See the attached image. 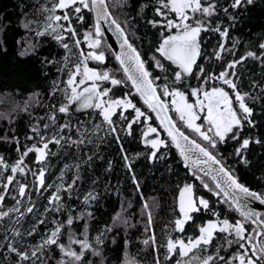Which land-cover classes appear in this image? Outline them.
<instances>
[{"label": "trees", "instance_id": "1", "mask_svg": "<svg viewBox=\"0 0 264 264\" xmlns=\"http://www.w3.org/2000/svg\"><path fill=\"white\" fill-rule=\"evenodd\" d=\"M54 2L55 0H0V137L8 138L0 140V156H3L9 165H14L26 147L33 144L40 146L38 138L27 139L33 135L30 129L37 121L41 126L42 134L46 136L57 135L61 125L70 123L72 128L65 130L66 139L68 137L71 140L83 139L85 142L81 145H66L64 141H61L60 145L50 144L49 155L42 164L36 163L34 153L24 157L27 174H15L16 180L8 187L9 195L5 197L4 207L0 208V211L19 208V212H12L10 218L6 217L0 221V264H12L15 260L14 255L6 249L9 241L21 248L36 245L43 236L54 229V220L63 223L69 216L73 218V224L64 227L61 242L68 245L69 235L81 240L86 238L92 243L93 248L100 252L99 256H95L91 251H86L84 260L79 264H127L130 260H134L136 264H156L157 256H159V264H176V261L181 259L180 256L166 259L167 250L164 245L169 237L187 239L195 236L196 226L209 219H215L212 215L213 211L220 213L221 218L230 221L240 217L234 211H226L227 205L221 202L223 196L216 197L205 189L193 172L201 176L210 187L215 188L211 177L205 176L197 169L184 167L178 150L170 144L167 133L160 126L154 113L147 110L142 98L131 87V82L115 87L108 82H101L102 88H112L109 93L111 98H124L130 94L132 102L152 116L150 121H145L142 117L139 123L133 124L131 134L126 128L128 121L135 117L131 109L123 112L128 120L119 119L120 112L113 116L116 133L109 131L108 125L98 111L91 109L83 112L75 111L77 106L72 105L68 115L56 112L53 105L59 107L66 103V100L62 91L51 94L56 87L53 82H58L61 89L65 87L67 69L63 71L59 69H63L66 55L70 56L68 62L70 69L72 64L78 62L79 53L71 39L67 42L75 55L68 53L51 36L36 34L38 31H44L48 25V15H63V11L59 10L55 13L41 11L44 6L51 8ZM215 3L217 15L212 17L213 26L219 25L221 30L227 28L228 38L225 40L214 31L201 33V56L197 65L204 68L205 75L197 79L194 71L193 77L187 78L186 84L200 87L206 75L218 76L221 71H229L230 77L237 83L241 92H251L257 97L255 100L246 101L254 110L251 119L255 127H249L245 122L243 131L240 132L241 139L255 137L264 140V91L254 87V83L264 85V50L259 48V44L264 43V0H254L253 4L237 9L231 7L232 0H215ZM107 4L112 18L124 28L129 42L140 52L153 77H161L156 83L160 85L169 83L172 80V73L177 69L171 62L162 61L163 57H158L156 48L163 37L171 33L162 25L153 27L148 22L163 19L155 13V7L158 6L156 0H127L126 3L124 0H107ZM144 5L147 7H143ZM224 8H228L227 13L223 11ZM68 11L69 15H72L71 11ZM82 15L83 23H78L76 17H72V26L77 29V38L81 40L80 48L85 53L102 51L106 58L103 63L89 60L88 66L100 71H111L117 78L126 80L104 35L99 37L102 41L99 49L88 48L84 33L94 34V13L84 10ZM230 16L235 19H229ZM169 17L176 18L171 13ZM29 21L32 22L30 27L25 28L24 24ZM61 23L67 25L66 21ZM173 32L175 29L172 30ZM221 43L226 50L217 60L215 53ZM153 46L155 49H152ZM248 51L257 53L261 59L243 60L236 65L235 76H231L233 70L228 69L227 64L240 60ZM153 56L163 63L166 72L155 67ZM45 57L55 63L44 62ZM165 76L167 80H164ZM203 87L205 90H210L211 87H224L230 95L232 94L231 89L219 80L209 81ZM182 90L187 91V87H182ZM37 93L38 97L34 96ZM162 99L171 98L162 97ZM189 100L193 101V97H189ZM26 103L29 105L27 113L21 111ZM54 112L55 124H50L49 128L44 130L43 124L49 122L47 117ZM170 114L186 135L207 146V142L183 127L182 122L171 111V107ZM202 120L203 118L197 123H201ZM149 124L157 128L160 139L169 141V147L160 148L155 160L150 155L154 149L146 143L143 136ZM13 137L18 138L19 145L12 141ZM155 138L157 133H152L147 140ZM238 146L239 141L229 139L224 144H218L214 154H217V158L221 159L242 183L251 190L264 193V143L251 144L245 151L247 165L241 163L240 157L235 155ZM161 154L164 156L163 159L159 158ZM125 155L128 157L127 161L124 159ZM128 165L131 167L129 168ZM40 169H44L45 172V185L42 188L39 187L38 175H34V173L38 174ZM10 174V171L0 173V185L4 183V177ZM77 176L79 179L68 192L60 187L61 185L66 187ZM21 183L28 185L24 197L18 195V187ZM186 183L194 185V193L197 197L209 201L210 210L193 214L194 223L190 222L186 225L185 233H178L173 231L171 221L179 215L177 207L179 188ZM0 191L4 189L0 187ZM90 192L96 198L86 202L84 198ZM55 195L61 196V201L50 203L51 197ZM145 202L149 205L148 209L144 208ZM33 205V211L28 213L27 208ZM58 206L61 207L59 212L46 211ZM147 211L152 212L153 220L150 227L156 234L155 250L153 246L143 244V240L151 234L145 231L149 227ZM21 213L23 216L20 215ZM81 213H84L83 218L76 219ZM117 216L121 219L117 220ZM17 218H19L18 222ZM125 219L128 221L127 225L123 223ZM40 220L44 223L40 224ZM33 228H35L34 235L25 234ZM14 230H19L22 235L15 237ZM97 236L100 237V244L95 243ZM71 247L77 252L81 251L79 244H71ZM236 250L234 245L227 251L221 249L220 254L227 256ZM211 251L212 249L208 252L201 251L197 255L203 257ZM48 256H51V259H47L46 264H57L62 258V254L55 246L44 253L45 258ZM63 259L68 258L63 257ZM193 264L197 262L193 261Z\"/></svg>", "mask_w": 264, "mask_h": 264}, {"label": "snow or ice", "instance_id": "2", "mask_svg": "<svg viewBox=\"0 0 264 264\" xmlns=\"http://www.w3.org/2000/svg\"><path fill=\"white\" fill-rule=\"evenodd\" d=\"M126 3L127 0H124ZM158 6L155 7V13L157 16L162 17V20H149L153 27L162 25L166 30L171 33L164 36L162 42L156 48V51L165 60L175 65L176 71L172 73V80L169 83L162 85L157 84L156 81L161 77H153L152 72L146 67V61L141 57L140 52L129 42L124 28L111 17V13L108 10L107 0H55L51 8L46 6L41 8V11L55 13L56 11H63V15H48V25L44 31H38V36L49 35L54 39L68 53H72V48L67 42L73 41L74 47L77 49L78 62L72 64V67L68 68V62L70 56L64 57V67L59 69L63 71L67 69V79L65 81V87L59 88V83L54 81L56 85L55 89L51 93L55 94L56 91H62L66 103L61 104L59 107L53 105L56 112L68 115L72 105L77 107L75 111L94 110L98 111L103 121L108 125L111 133H116L117 129L114 125L113 116L120 112L119 119L128 120L127 116L123 115V112L131 109L135 113V117L128 121L126 128L131 134L133 124L139 123L143 117L145 121H150L152 116L148 114V111H142L132 102L130 94L124 98L113 99L109 96L112 88H102L101 82H108L111 86L125 85L126 82H131V87L135 89V93L142 99L143 103L147 106V110L155 114V118L159 121L160 126L167 133L170 138V144L178 150L179 156L184 162L185 168L197 169L205 176H210L214 182L215 188L205 183L201 176H196V179L201 181V184L209 192H212L216 197L223 196L221 202L227 205L226 211H234L238 213L240 219L230 221L227 218H221L220 213L213 211L212 215L215 219H209L205 223L200 224L197 227V234L185 238H171L169 237L164 247L167 250L166 259H172L173 256H180L181 259L176 261V264H193L196 261L197 264H264V212L256 211L252 207H249L248 199L258 201L260 205H264V193L251 190L248 186L242 183L237 175L232 170L222 163L221 159L217 158V154H214V150H217L218 144H224L229 139L239 141V146L235 150V155L240 157V162L247 165L248 160L244 155L245 151L251 144H262L264 140L255 137H247L241 139L240 132L243 131L245 122L249 127H255L251 117L253 115V108L246 102L247 100H255L257 97L253 96L251 92H241L237 83L230 77L229 71H221L218 76L206 75L205 79L201 82L200 87H193L186 84L187 78L193 77L194 71H196V78L199 79L201 75H205L204 68L197 65V61L201 56V33L214 31L227 40L228 29L221 30L219 25L213 26L212 17L217 15V5L215 0H156ZM254 0H232L231 7L233 9L242 8L245 5H251ZM123 6V5H121ZM143 7H147L144 5ZM72 15H69V11ZM95 13L94 34L93 32H85L84 40L87 41L89 49H99L101 46V37L103 32L101 30V22H107L115 25L118 34L122 37L120 48L121 51L115 55V59L120 65V70L126 77V80L117 78L111 71H100L88 66L89 60H94L103 63L105 61L104 52L89 51L84 52L80 48L81 40L77 38V29L72 26V17L75 16L78 23H83L84 16L83 11ZM225 13L228 12V8H224ZM169 13L174 14L175 19L169 17ZM229 19H235V17H229ZM66 21L67 25L61 23ZM32 22L29 21L24 24L25 28L30 27ZM176 31L172 33V30ZM67 33V35H65ZM163 36V33H161ZM95 36V38H94ZM259 48L264 50V43L259 44ZM33 51L35 48L33 47ZM224 44L219 45L218 51L215 53V58L219 60L220 54L224 52ZM23 55V53H21ZM253 58L261 59L257 53L248 51L244 57L240 60L232 61L227 64L228 69H232L231 76H235L234 69L237 64L243 62V60ZM155 62V67L162 72H166L160 60H157L155 56L152 57ZM44 62L49 64L55 63V61L44 58ZM167 76L164 80H167ZM219 80L223 85H226L231 89L232 94L226 91L224 87H211L210 90H205L203 85L208 84L209 81ZM182 87H187V91L182 90ZM254 87H258L261 91H264V85L254 83ZM159 89V91L157 90ZM38 93L34 96L38 97ZM162 97H170V100L162 99ZM189 97L195 98L190 102ZM235 100V106H234ZM29 105L26 103L21 111L28 112ZM173 111L178 120L182 122L183 127L189 129L195 133L202 141L207 142V146L198 143L196 139H192L189 135H186L180 127H177V121L173 119L169 114ZM197 123V121H201ZM44 119V117H41ZM48 123L43 124V129L47 130L50 124H55L56 114L55 112L47 117ZM72 125L65 123L58 129V134L54 136H46L41 132V126L39 121L33 126L30 131L32 136L27 139H37L40 146L33 144L30 147H26L25 151L21 153L19 160L14 165H9L3 156H0V173L3 171H10V175L4 177V183L0 185L4 191H0V208L4 207L5 197L9 195L7 189L16 180V173L24 174L26 165H24V157L29 153L36 154V163H43L49 155V145H60L61 141L67 144L81 145L85 141L83 139L71 140L70 137L66 139L65 130H71ZM79 131V129H77ZM157 133V138L147 140V137ZM146 143L150 145L154 151L151 152V158L157 159V152L160 148L169 147V141L159 138V133L156 127L148 125L146 131L143 133ZM119 140V136L116 137ZM7 137H0V140H7ZM12 141L19 145V140L16 137L12 138ZM19 151V147H17ZM163 159L161 154L159 157ZM90 159V157H89ZM124 159L127 161L128 157L125 155ZM129 168L131 167L128 165ZM39 187L45 185V172L44 169H40L38 174ZM79 176L76 177L66 187L61 185L60 187L68 192L76 184ZM19 183V182H18ZM28 185L19 184L18 195L24 197ZM59 191V188L57 189ZM96 197L93 193H89L84 199L85 201L94 200ZM16 199V197H13ZM62 197L55 195L51 197V202H59ZM17 204L19 201L17 200ZM147 202L144 203V208L148 209ZM177 207L179 215L171 221L172 229L178 233H185L186 225L190 222L194 223V215L203 211H209V201L203 197H197L194 193V185L186 183L183 187L179 188V195L177 198ZM34 205L27 208V212L33 211ZM46 211H61V207L54 209H46ZM19 212L18 207L11 208L6 211H0V221L4 218H10V213ZM23 216V213L20 214ZM88 215H91L88 213ZM147 221L149 227L145 229L146 232L151 234L148 238L143 240V244L146 246H153L155 250L156 246V234L151 229L152 224V212L147 211ZM84 213L76 219H82ZM117 220L121 218L117 216ZM19 218H17L18 222ZM40 224L44 221L40 220ZM54 229L41 238V241L33 246L27 248L18 247L16 243L9 241L6 244L7 252L14 255L15 260L12 264H46L47 259H51V256L44 257V253L52 249L55 246L62 254V258L57 264H79L84 260L86 251H91L93 255L99 256L100 252L93 248L86 238L76 239L74 235H69V244L65 245L61 242V233L65 226H71L73 224V218L69 216L66 222H59L54 220ZM124 224H128V221L123 220ZM254 225L255 227H250ZM110 230V229H109ZM28 236L35 234V228L25 233ZM13 235L20 237L22 233L19 230H14ZM214 241L216 243H214ZM222 241V242H220ZM95 243L100 244V237H96ZM71 244H79L81 251L77 252L71 247ZM236 246V251L229 253L227 256L221 255V249L227 251V249ZM207 255L201 257L197 255L199 252H208ZM63 257H67L65 260ZM127 264H136L134 260H130ZM156 264H159V256H157Z\"/></svg>", "mask_w": 264, "mask_h": 264}, {"label": "water", "instance_id": "3", "mask_svg": "<svg viewBox=\"0 0 264 264\" xmlns=\"http://www.w3.org/2000/svg\"><path fill=\"white\" fill-rule=\"evenodd\" d=\"M94 22H95V13H94ZM101 30H102L103 35L105 36L110 48H111V50L114 52L115 55L118 54L121 51L120 44H121L122 37L118 34V32L115 28V25H112L110 23L102 21L101 22ZM169 114H170V111H169ZM248 204H249V207H251L250 205H253L254 210L264 212V205H260L258 201H255V200H252L251 198H249Z\"/></svg>", "mask_w": 264, "mask_h": 264}, {"label": "rangeland", "instance_id": "4", "mask_svg": "<svg viewBox=\"0 0 264 264\" xmlns=\"http://www.w3.org/2000/svg\"><path fill=\"white\" fill-rule=\"evenodd\" d=\"M176 31V30H175ZM174 33V32H173ZM152 49H155V47L153 46V48ZM113 52V51H112ZM114 53V52H113ZM156 53L158 54V57H161L160 56V54L156 51ZM114 56H115V54H114ZM162 61H167V60H165L164 58L162 59ZM195 98H193V100H194ZM191 102V101H190ZM251 207L253 208L254 206L253 205H251ZM186 239V238H185Z\"/></svg>", "mask_w": 264, "mask_h": 264}, {"label": "bare ground", "instance_id": "5", "mask_svg": "<svg viewBox=\"0 0 264 264\" xmlns=\"http://www.w3.org/2000/svg\"><path fill=\"white\" fill-rule=\"evenodd\" d=\"M251 206V205H250Z\"/></svg>", "mask_w": 264, "mask_h": 264}]
</instances>
